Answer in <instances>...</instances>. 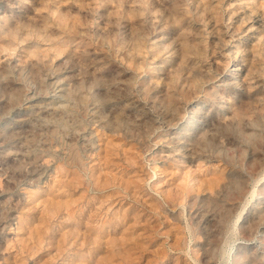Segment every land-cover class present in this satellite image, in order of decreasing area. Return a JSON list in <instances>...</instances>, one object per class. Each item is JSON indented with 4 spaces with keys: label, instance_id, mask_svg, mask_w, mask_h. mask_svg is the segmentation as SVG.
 Wrapping results in <instances>:
<instances>
[{
    "label": "rangeland",
    "instance_id": "obj_1",
    "mask_svg": "<svg viewBox=\"0 0 264 264\" xmlns=\"http://www.w3.org/2000/svg\"><path fill=\"white\" fill-rule=\"evenodd\" d=\"M0 264H264V0H0Z\"/></svg>",
    "mask_w": 264,
    "mask_h": 264
},
{
    "label": "bare ground",
    "instance_id": "obj_2",
    "mask_svg": "<svg viewBox=\"0 0 264 264\" xmlns=\"http://www.w3.org/2000/svg\"><path fill=\"white\" fill-rule=\"evenodd\" d=\"M239 67H238V65L237 64H233L232 65V71L234 72V73H237V71H239ZM237 75V74H236ZM59 91H61V89L59 90Z\"/></svg>",
    "mask_w": 264,
    "mask_h": 264
}]
</instances>
